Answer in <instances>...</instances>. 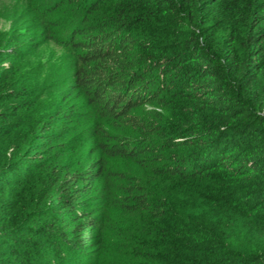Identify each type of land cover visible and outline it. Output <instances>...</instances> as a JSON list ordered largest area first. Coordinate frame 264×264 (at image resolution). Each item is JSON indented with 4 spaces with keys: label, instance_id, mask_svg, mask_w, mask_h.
<instances>
[{
    "label": "trees",
    "instance_id": "obj_1",
    "mask_svg": "<svg viewBox=\"0 0 264 264\" xmlns=\"http://www.w3.org/2000/svg\"><path fill=\"white\" fill-rule=\"evenodd\" d=\"M72 81L94 161L53 128ZM29 257L264 264V0H0V264Z\"/></svg>",
    "mask_w": 264,
    "mask_h": 264
},
{
    "label": "rangeland",
    "instance_id": "obj_2",
    "mask_svg": "<svg viewBox=\"0 0 264 264\" xmlns=\"http://www.w3.org/2000/svg\"><path fill=\"white\" fill-rule=\"evenodd\" d=\"M31 22V26H29L28 31H30L31 29H35L36 26H34V22L29 21L27 19V22H25L24 24H20L17 25L14 28H11V33L9 34V36H13L16 34L15 37H19V41H25V42H29L31 41H42L40 43H42V47L41 49L44 50L43 53V58H47L49 61H58L59 57H61L62 55H64L66 53V49H64L63 47L57 46L55 43H53L52 41H43V39L41 38H26V36L23 34L24 32V28L26 27L27 23ZM19 27V29H17ZM24 27V28H23ZM26 29V28H25ZM21 33V34H18ZM26 38V39H25ZM33 39V40H32ZM29 52H31L30 50H27ZM57 59V60H55ZM65 79V78H63ZM61 80V78H60ZM66 80V79H65ZM73 84V81L68 84L67 86H60L57 89H55L54 91L56 92L55 96L58 97V104L60 105V110L62 115H66V114H70L69 121H65L63 120L60 124H55L53 126L54 129H56L57 133L64 135L61 138L60 142H63L64 145L66 146L65 152L64 153H68V157L70 156H75L77 155L79 152H85V160L91 158V161L96 160V158L99 155L98 152V148L95 145V140L91 137L89 138H84L83 137V133L79 132L81 131V129L87 127L88 125H92L93 121H91V119L87 116L85 117H81L80 115H78L77 113L81 112V107H77V109L75 108V105L77 103V101H79L80 99H82V95L80 91L77 90H71V85ZM57 101H55L54 103H56ZM75 108V109H74ZM61 151V150H60ZM63 152V149L62 151ZM64 153L60 154L58 153L57 156L59 155H63ZM86 164L87 161H84ZM90 162V161H89ZM75 168V166H73ZM101 181V179H100ZM88 196H93L94 192L92 190H89V192L87 193ZM91 204L87 210H89L91 207H93L92 205V201L89 200L88 201ZM95 211V210H94ZM48 243V242H47ZM48 247V244L46 246V243L41 246L39 248V251L41 253L46 252L45 249ZM38 250V249H37ZM34 258H30L27 259L25 264H30V262H33Z\"/></svg>",
    "mask_w": 264,
    "mask_h": 264
}]
</instances>
